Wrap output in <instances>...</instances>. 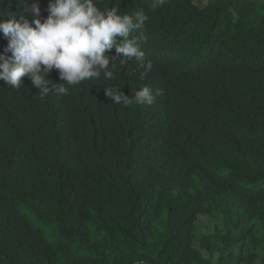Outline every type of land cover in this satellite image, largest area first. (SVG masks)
<instances>
[{"label":"trees","instance_id":"trees-1","mask_svg":"<svg viewBox=\"0 0 264 264\" xmlns=\"http://www.w3.org/2000/svg\"><path fill=\"white\" fill-rule=\"evenodd\" d=\"M201 1L97 0L147 16L149 71L113 47V78L66 94L55 68L43 98L0 79V264H264V0ZM33 2L43 22L49 0L0 15L31 23ZM143 86L151 104L105 92Z\"/></svg>","mask_w":264,"mask_h":264},{"label":"clouds","instance_id":"clouds-1","mask_svg":"<svg viewBox=\"0 0 264 264\" xmlns=\"http://www.w3.org/2000/svg\"><path fill=\"white\" fill-rule=\"evenodd\" d=\"M168 0H152L151 9L163 7ZM48 16L41 22L38 3L31 4L34 19L31 23L17 20L10 12L0 17V32L8 38L6 51L10 56L0 54V79L9 86L19 88L23 77L28 76L32 84L40 89L41 98L49 93L46 79L50 70L59 71L64 83L55 90L66 94L63 85H76L88 79L113 78L110 70L111 58L106 50L115 47L116 53L123 54V65L128 60H135L145 71L151 69V61L146 59L141 50L144 40L143 26L148 19L142 12L121 15L117 8L101 10L97 0H49ZM34 24V27L32 26ZM117 37H121L120 42ZM114 68V65H113ZM115 104L129 106L151 104L152 91L143 86L134 91L132 96H125L121 90H105Z\"/></svg>","mask_w":264,"mask_h":264},{"label":"rangeland","instance_id":"rangeland-1","mask_svg":"<svg viewBox=\"0 0 264 264\" xmlns=\"http://www.w3.org/2000/svg\"><path fill=\"white\" fill-rule=\"evenodd\" d=\"M207 2L208 0H202L201 2H196L195 4L199 5L200 7H204L206 6ZM197 224L199 227H201L202 232L207 236L212 235L215 232L216 228H223L221 220L212 219L206 216H200L197 220ZM196 247L199 248V245L196 244ZM201 252L206 258L209 257L208 252H206L205 250H201ZM213 259L214 261H216L217 254L213 257Z\"/></svg>","mask_w":264,"mask_h":264}]
</instances>
